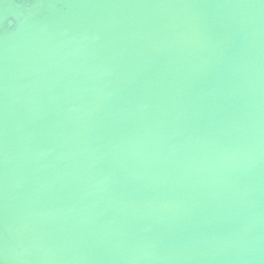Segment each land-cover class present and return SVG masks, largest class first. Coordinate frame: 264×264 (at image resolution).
I'll list each match as a JSON object with an SVG mask.
<instances>
[{"label":"water","instance_id":"95a60500","mask_svg":"<svg viewBox=\"0 0 264 264\" xmlns=\"http://www.w3.org/2000/svg\"><path fill=\"white\" fill-rule=\"evenodd\" d=\"M0 264H264V0H0Z\"/></svg>","mask_w":264,"mask_h":264}]
</instances>
